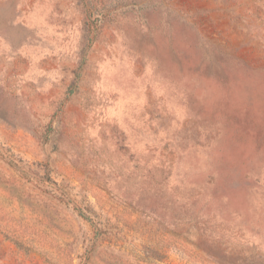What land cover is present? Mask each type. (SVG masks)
I'll return each mask as SVG.
<instances>
[{
  "label": "rangeland",
  "instance_id": "374dc122",
  "mask_svg": "<svg viewBox=\"0 0 264 264\" xmlns=\"http://www.w3.org/2000/svg\"><path fill=\"white\" fill-rule=\"evenodd\" d=\"M0 264H264V0H0Z\"/></svg>",
  "mask_w": 264,
  "mask_h": 264
},
{
  "label": "trees",
  "instance_id": "16d2710c",
  "mask_svg": "<svg viewBox=\"0 0 264 264\" xmlns=\"http://www.w3.org/2000/svg\"><path fill=\"white\" fill-rule=\"evenodd\" d=\"M213 256H215V255H213Z\"/></svg>",
  "mask_w": 264,
  "mask_h": 264
}]
</instances>
